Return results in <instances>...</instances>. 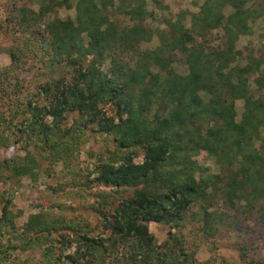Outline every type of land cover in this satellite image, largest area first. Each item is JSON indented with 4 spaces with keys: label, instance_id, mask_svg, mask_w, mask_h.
<instances>
[{
    "label": "trees",
    "instance_id": "16d2710c",
    "mask_svg": "<svg viewBox=\"0 0 264 264\" xmlns=\"http://www.w3.org/2000/svg\"><path fill=\"white\" fill-rule=\"evenodd\" d=\"M148 1L159 6L40 0L36 12L12 8L26 50L50 75L35 95L13 96L0 118V264H196L180 232L192 207L199 208V231L210 237L238 212L264 222V45L258 57L248 49L242 59L235 46L251 34L250 23H264V0H202L187 27L180 13L162 29L147 22L155 21ZM56 9L74 16L49 18ZM212 31H220L214 42ZM9 57L0 87L14 95L17 79L7 81L19 59ZM58 70L68 77L55 78ZM90 134H100L106 155L78 177L87 193L75 195L106 235H92L79 215L64 219L53 203L35 205L17 227L20 211H13L8 184L35 183L41 161L76 174L74 158ZM201 153L214 170L198 163ZM219 204L230 214L217 212ZM149 223L167 227L161 244ZM232 264L255 263L242 249Z\"/></svg>",
    "mask_w": 264,
    "mask_h": 264
},
{
    "label": "rangeland",
    "instance_id": "374dc122",
    "mask_svg": "<svg viewBox=\"0 0 264 264\" xmlns=\"http://www.w3.org/2000/svg\"><path fill=\"white\" fill-rule=\"evenodd\" d=\"M40 0H0V70L7 68L10 65V53L16 55L19 59L16 68V77L9 76L7 84L13 85L15 79L18 84L13 88L14 95H12L7 86H1L0 89V118L3 119L7 114V107L13 96L22 100L26 94L35 95L36 87L39 83H43L47 75H50L46 68H41L40 64L30 55L26 50L25 39L27 35L21 32V29L11 22L12 8L25 7L34 12L39 7ZM202 0H158L159 6L147 2V10L151 11L155 16V21H147L152 28L164 27L163 21L165 19L175 20L180 13L183 14L184 24L186 27L189 23V14L196 13ZM228 10L224 11L226 14ZM73 9H56L55 12L49 14V18L57 17L59 19L73 18ZM42 29V27H40ZM251 34L248 36H241L235 42V46L241 49V59L244 58L248 49H252L253 56L258 57L262 51L264 40L261 38L264 35V23L258 19L250 23ZM220 31H212L209 35L212 41L215 34ZM213 36V37H212ZM199 39L197 38V42ZM215 44V43H214ZM156 45L153 40L148 45H142L140 49L152 48ZM239 59V58H237ZM243 63L241 60H239ZM179 74H184L185 71L181 67H176ZM68 77L64 70H58L54 73L57 76ZM6 85V83H5ZM19 87V88H18ZM2 89L7 92L6 95L2 93ZM5 93V92H4ZM40 97V96H39ZM235 111L237 119L241 112V102L235 103ZM109 115V112H107ZM69 117V116H68ZM75 118V115H72ZM72 119V118H71ZM71 119H67L68 123ZM50 118H45V122L49 123ZM106 145L100 134H90L86 144L79 148L72 168L78 170L76 174L66 173V168L62 163L50 165L47 162L41 161L39 163V171L35 183H31L28 178H22L18 184H8L9 194L12 197L13 211H20V216L15 220V225L21 227L26 221L28 215L35 212V205L42 204L44 207L48 203L59 204L62 209L60 214L64 219L69 216L79 215L83 217L91 228H93L92 235L102 233L101 224L97 215L85 211L79 205V198L75 195L76 191H85L79 186L81 181L79 176H86V169L90 170L96 159L100 156H105ZM2 155L8 158L6 152ZM22 157L21 152H16L15 157ZM10 157V156H9ZM140 162V158L135 160ZM200 165H209L214 170V161L207 158L203 153L197 158ZM75 176V177H73ZM6 188L0 185V192ZM78 189V190H77ZM92 190V189H91ZM86 192V191H85ZM87 193V192H86ZM127 193L124 194L126 196ZM87 201L93 203L95 198L86 197ZM119 201V200H116ZM116 201L112 203H115ZM191 211L194 213H187L186 221L180 229L181 236L184 240V247L187 252L193 255L196 264H232V262H239L240 250L246 249L248 257L253 260L255 264H264V222H260L256 215L244 218L238 212L235 214L237 220H226L220 229H218L214 236H206L199 231L201 225L200 221L194 215L199 212L196 207H192ZM217 212L223 214H230V212L219 204ZM166 226H161L153 223L148 224V231L152 235L156 244H161L166 239Z\"/></svg>",
    "mask_w": 264,
    "mask_h": 264
}]
</instances>
